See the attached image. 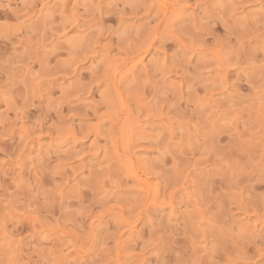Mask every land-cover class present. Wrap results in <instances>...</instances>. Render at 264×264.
I'll list each match as a JSON object with an SVG mask.
<instances>
[{
    "label": "rangeland",
    "instance_id": "1",
    "mask_svg": "<svg viewBox=\"0 0 264 264\" xmlns=\"http://www.w3.org/2000/svg\"><path fill=\"white\" fill-rule=\"evenodd\" d=\"M264 0H0V264H262Z\"/></svg>",
    "mask_w": 264,
    "mask_h": 264
},
{
    "label": "snow or ice",
    "instance_id": "2",
    "mask_svg": "<svg viewBox=\"0 0 264 264\" xmlns=\"http://www.w3.org/2000/svg\"><path fill=\"white\" fill-rule=\"evenodd\" d=\"M261 255L264 256V252H261ZM262 264H264V261H262Z\"/></svg>",
    "mask_w": 264,
    "mask_h": 264
}]
</instances>
